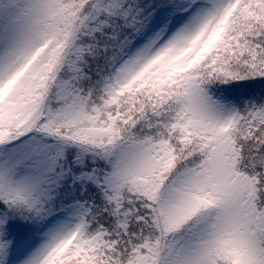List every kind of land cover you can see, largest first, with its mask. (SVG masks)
Returning a JSON list of instances; mask_svg holds the SVG:
<instances>
[{
	"label": "snow or ice",
	"instance_id": "snow-or-ice-1",
	"mask_svg": "<svg viewBox=\"0 0 264 264\" xmlns=\"http://www.w3.org/2000/svg\"><path fill=\"white\" fill-rule=\"evenodd\" d=\"M0 264H264V0H0Z\"/></svg>",
	"mask_w": 264,
	"mask_h": 264
}]
</instances>
